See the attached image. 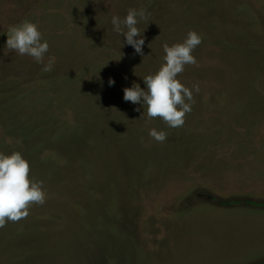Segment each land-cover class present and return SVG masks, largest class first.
Returning a JSON list of instances; mask_svg holds the SVG:
<instances>
[{
	"label": "rangeland",
	"instance_id": "1",
	"mask_svg": "<svg viewBox=\"0 0 264 264\" xmlns=\"http://www.w3.org/2000/svg\"><path fill=\"white\" fill-rule=\"evenodd\" d=\"M130 8L149 14L144 56L112 30ZM24 20L51 71L5 47ZM193 30L197 64L177 78L200 91L169 128L124 89ZM16 151L47 199L0 228V264L263 262L264 0H0V152Z\"/></svg>",
	"mask_w": 264,
	"mask_h": 264
},
{
	"label": "clouds",
	"instance_id": "2",
	"mask_svg": "<svg viewBox=\"0 0 264 264\" xmlns=\"http://www.w3.org/2000/svg\"><path fill=\"white\" fill-rule=\"evenodd\" d=\"M146 9L130 8L123 18L113 15L111 18L112 30L124 40L122 48L131 46L136 54L144 56V32L141 33L138 25L147 20ZM5 47L9 52L21 56L32 57L36 63L44 65L42 70H52L54 59L50 58L44 64V58L49 52V42L44 39L38 24L24 20L19 24L9 26L6 33ZM202 36L196 31H189L181 43L163 44L164 57L159 70L143 78L145 87L133 82L131 87L124 89V100L133 104L147 105V119L160 117L169 128L182 127L185 117L191 113L194 103L193 93H199V85L190 89L177 77L185 70L186 65H196L197 59L192 54L202 43ZM109 86L115 84L109 79ZM139 110V109H137ZM144 114L142 113V116ZM167 132L151 128L149 136L157 142L167 139ZM47 193L43 181H36L30 177V163L24 156L16 151L11 154L0 152V228L9 221L18 222L30 214L33 204L43 205Z\"/></svg>",
	"mask_w": 264,
	"mask_h": 264
},
{
	"label": "trees",
	"instance_id": "3",
	"mask_svg": "<svg viewBox=\"0 0 264 264\" xmlns=\"http://www.w3.org/2000/svg\"><path fill=\"white\" fill-rule=\"evenodd\" d=\"M258 264H264V261H263V262H260V263H258Z\"/></svg>",
	"mask_w": 264,
	"mask_h": 264
},
{
	"label": "crops",
	"instance_id": "4",
	"mask_svg": "<svg viewBox=\"0 0 264 264\" xmlns=\"http://www.w3.org/2000/svg\"><path fill=\"white\" fill-rule=\"evenodd\" d=\"M264 211V210H263Z\"/></svg>",
	"mask_w": 264,
	"mask_h": 264
}]
</instances>
